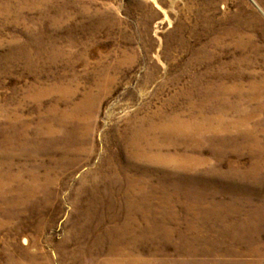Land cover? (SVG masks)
<instances>
[{"label":"rangeland","instance_id":"rangeland-1","mask_svg":"<svg viewBox=\"0 0 264 264\" xmlns=\"http://www.w3.org/2000/svg\"><path fill=\"white\" fill-rule=\"evenodd\" d=\"M263 80L264 0H0V140L17 131L35 138L44 119L55 125L48 109L56 102L66 108L91 95L92 108L77 152L15 146L12 171L22 170L24 182L37 176L41 187L19 206L0 198V264H94L109 257L89 250L126 216L121 191L136 175L126 168V143L147 118L164 116L203 122L200 136L169 139L174 156L193 159L195 176L160 180L154 172L156 194L167 201L156 211L163 197L137 198L146 209L137 214L134 255L145 264H264V168L246 178L264 161V91L256 97L250 88ZM248 111L255 114L250 125L258 124L255 137L233 127ZM217 124L227 128H210ZM112 202L118 205L107 213ZM187 203L199 209L187 211ZM152 208L153 224L145 225L142 215ZM190 222L206 238L197 242ZM168 229H178L172 240L163 235ZM186 232L193 235L188 242L179 239Z\"/></svg>","mask_w":264,"mask_h":264},{"label":"bare ground","instance_id":"bare-ground-1","mask_svg":"<svg viewBox=\"0 0 264 264\" xmlns=\"http://www.w3.org/2000/svg\"><path fill=\"white\" fill-rule=\"evenodd\" d=\"M260 85H262V87H260ZM250 88H251V93L253 95H255L256 97L260 96V94L264 91V80L261 81L260 83L251 82ZM60 92L67 93L65 91V88L63 87L60 88ZM62 95L64 96V94ZM247 96H249V94ZM250 97H253V96H250ZM69 102L70 103L66 106V108H60V104L57 102L52 104V106L48 109V111L52 115H55L57 117L56 124L52 125L47 121L48 119L47 120L44 119V122L41 123L42 127L40 131L37 133L35 138H30L27 133L23 132V134H20L19 131H17L16 133L12 135H8V137H5L4 139L0 140V152L3 155V159H5L3 161L0 160L2 162L0 163V198L3 199V201H5L9 206L11 207L19 206L28 200L34 199L35 197L33 196L35 192L39 190V187H41L39 185V178L37 176L33 175L30 178V181L24 182L22 179V176H23L22 170L19 171V173H14L12 171V168L15 163L14 162L15 146H18L25 151L27 150L26 147L28 143L33 142L34 145H31V146L33 147L35 151H48V152L49 151H52V152L60 151L61 154L63 155L64 154L68 155L72 152L79 151L80 148L77 149L75 147V141H77L78 137H83L84 134L89 130L87 125L89 122V116L91 114V109H92L90 108L91 104H89V102H91V95L90 96L86 95L85 98H83L81 101L76 102V103L71 102V101ZM240 103L241 102H239V104ZM254 115L255 114H253L252 111L245 112L243 116L240 115L241 116L240 119L237 120L238 121L237 124H233V127L238 126L237 131H239L244 137H247L248 135L255 137V133L258 132L255 126H257L258 124L255 125L256 123H252L254 125H250L249 123L250 122L249 119H251V117L254 119ZM145 122L146 124L134 130L133 138L128 143V145L126 143V146H125L126 147L125 157L127 158L128 163H130L129 165H127L126 168L127 169L133 168L136 172V175H133V176L128 175L127 187L125 190L121 191L123 196L128 198L127 205L125 206L126 216L124 218V221L121 224L116 223L115 226L104 229V231L99 235L101 236L102 240H99L93 243V245H91L90 250H89L91 251V253L102 254L101 252L106 251V253L109 255V257L103 258L99 260L98 262L94 261L93 262L94 264H129L131 263V260H135V259L136 260L138 259L139 262H141L142 264H145V261L142 260V258L139 259L138 258L139 256L137 257L136 255H134V252H133V249L135 250L139 248L137 244L139 242V237H138L139 234L137 233L138 231L137 214H139V211L142 210V208L146 209L142 206V204L138 205L137 198L138 197H144V198L145 197L146 198L159 197V199L161 197H163V199L166 198V200H163V199L159 200L160 202L162 201L161 203H159L160 207L158 208L155 207L156 211L157 209L158 211H161V209H163L162 203L163 201H167V197H164L165 195L159 196L156 194V192L160 188V185L158 186L157 184L155 185V183H153V176L155 174L154 172L158 171L162 174L163 178H160V180L161 179L169 180L170 177L174 174L176 175L174 176L175 177L174 181H176L177 178H179L180 180L182 178L183 182H192L194 179L193 177H191V176H195V173H191L193 171V164L191 163L193 159L186 153L185 154L183 153L181 155L178 154L177 156H174L173 153L171 152V144L169 141L171 140V137L173 135H177V134H180L183 136L188 135L189 139H191L192 136L193 137L200 136L203 132V127H202L203 122L200 120L190 121L186 119L185 120L181 119L180 117H170V116H164L161 121H155L152 117H150V118H147ZM209 124H211L212 126L216 125L214 121H209ZM217 125H218L217 127H210V128L211 129L213 128V130L216 132L224 129L225 125L224 126L219 125V124ZM159 133L163 135L164 137L163 139H160L157 136V134ZM207 133H210V132H207ZM222 134H225V133H222ZM234 140H236V138H234L233 141ZM250 141L251 142L249 143L251 146L255 147V145H258V141L255 140L254 138L250 139ZM28 155L34 156L35 152L29 153ZM256 164H255L256 166L254 165L252 169L248 171V173L246 172L247 179L248 177H253L254 175L257 174L256 173L257 171H255V169L259 171V169L264 168V161L262 162L257 161ZM261 171H264V170H261ZM234 172H235L234 174L239 173V172L236 173V170H234ZM242 176L243 175H241V177ZM14 182L16 184H14ZM94 186H97V183H95ZM188 192L192 193L193 191H188ZM148 203H149L148 199L147 200L144 199V202H143L144 205L148 207H154L153 204H148ZM187 204L189 205V208L186 209L187 211H194L196 209H199L198 204H191V205L190 203H187ZM117 205L118 203L112 202L109 205V207H106L108 209L107 213L110 212L112 208L116 207ZM155 205H157V202ZM153 211H155L154 208H152V210L147 211L148 215L147 213L146 214L144 213V215H142L143 222L145 223V225L153 224V221H151L152 217L149 216L150 212H153ZM104 214H102L99 217L100 221L102 222L104 221ZM93 217L94 215L92 212L87 213V220H89V222L92 221ZM114 218L116 222L119 221V217L117 214L114 215ZM165 218H163L162 221H164ZM189 225L190 226H188L187 230L193 228V229H196L197 231V242L201 240L202 236L203 238H206V235H203V233L205 234V232H202V229L199 227V224L190 222ZM177 230L178 229H168L167 230L168 234H165L163 231V235L165 238L172 240V238L176 235ZM209 234L211 233H208V237H209ZM191 236L193 235H190L188 232H186L184 234H180L179 239L185 242H188ZM103 241L104 242L106 241L105 243H108V244L106 245ZM177 243L178 241H176V244ZM96 245L98 246L96 247ZM176 250L179 251L180 247L178 246ZM156 252H159V251H156ZM195 252L198 253L197 248ZM234 255H237V254L235 253ZM148 261L149 262H147V264H156V263L157 264H167V261H165V259L162 261L160 260L157 261V259L156 260L149 259Z\"/></svg>","mask_w":264,"mask_h":264}]
</instances>
